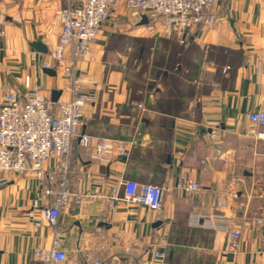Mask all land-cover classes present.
Listing matches in <instances>:
<instances>
[{
    "label": "crops",
    "instance_id": "1",
    "mask_svg": "<svg viewBox=\"0 0 264 264\" xmlns=\"http://www.w3.org/2000/svg\"><path fill=\"white\" fill-rule=\"evenodd\" d=\"M66 2L0 0V89L23 94L28 78L50 101L60 92L54 105L70 98L61 70L38 64L58 44ZM214 14V25L179 39L148 33L146 18L120 4L78 65L92 95L81 133L122 141L127 152L101 165L72 146L67 178L84 197L57 223L69 264H264V225L255 223L264 218V156L245 132L247 115L264 111V0H217ZM58 162L44 163L41 181L0 174V264H42L33 251L49 249L54 233L36 225L35 207L53 201ZM121 180L164 188L161 212L110 208L103 197ZM187 183L199 190L185 192ZM222 219L240 224L235 253Z\"/></svg>",
    "mask_w": 264,
    "mask_h": 264
},
{
    "label": "built area",
    "instance_id": "2",
    "mask_svg": "<svg viewBox=\"0 0 264 264\" xmlns=\"http://www.w3.org/2000/svg\"><path fill=\"white\" fill-rule=\"evenodd\" d=\"M217 0H67L59 13L61 32L57 46L38 62L41 69H59L68 83L70 98L56 105L46 98L39 87L29 85L26 91L0 89V174H33L39 181L44 177L43 165L58 160L53 177L59 179V189L51 204L36 208L37 226L45 223L53 229L54 237L49 249L36 248L34 259L42 264H69L63 249L57 223L60 213L70 204L84 197L72 190L68 178V159L75 142L101 165L109 163L115 155L125 154L126 145L113 139H98L81 133L84 125V108L92 102L78 76V65L89 55L95 38L111 11L120 4L137 11L147 20L146 31L156 32L157 27L166 35L181 38L184 31L210 27L216 22L214 8ZM246 135L264 156V111L247 115ZM185 192H196V183L182 186ZM49 194V191H45ZM164 188L133 181H118L103 198L110 208L117 203L145 207L153 213L162 210ZM224 206L223 197L217 198ZM237 221L221 220L228 232L227 251L235 253L241 239ZM264 225V218L255 221ZM163 260V253L155 252ZM85 264H103L101 261H84Z\"/></svg>",
    "mask_w": 264,
    "mask_h": 264
},
{
    "label": "water",
    "instance_id": "3",
    "mask_svg": "<svg viewBox=\"0 0 264 264\" xmlns=\"http://www.w3.org/2000/svg\"><path fill=\"white\" fill-rule=\"evenodd\" d=\"M30 47H32L38 53H45V51H46L45 46L42 45V43L40 41L32 42L30 44ZM44 73L50 74V75L55 74L51 69H44ZM59 95H60V92H57V93L53 92L52 97H51V102L52 103L57 102Z\"/></svg>",
    "mask_w": 264,
    "mask_h": 264
}]
</instances>
